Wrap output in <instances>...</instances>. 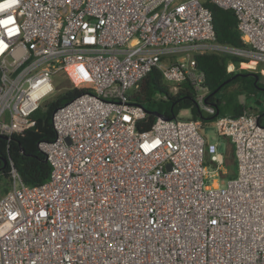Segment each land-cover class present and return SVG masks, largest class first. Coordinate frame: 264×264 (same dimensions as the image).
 <instances>
[{
    "label": "built area",
    "instance_id": "obj_1",
    "mask_svg": "<svg viewBox=\"0 0 264 264\" xmlns=\"http://www.w3.org/2000/svg\"><path fill=\"white\" fill-rule=\"evenodd\" d=\"M206 3L233 12L244 47L216 42ZM201 54L264 78V0H0V136L34 125L53 79L88 90L54 111L55 139L38 144L49 179L26 186L10 171L0 264H264L258 115L212 122L233 146L231 178L189 111L136 130L146 112L131 95L153 71L167 94L189 84L198 110L215 114Z\"/></svg>",
    "mask_w": 264,
    "mask_h": 264
},
{
    "label": "trees",
    "instance_id": "obj_2",
    "mask_svg": "<svg viewBox=\"0 0 264 264\" xmlns=\"http://www.w3.org/2000/svg\"><path fill=\"white\" fill-rule=\"evenodd\" d=\"M212 18L216 42L220 45L244 47L241 37L236 30V19L231 10H223L206 3ZM198 69L204 75V87L207 90L204 101L211 106L215 114L204 117L195 102V91L189 84H183L175 95L167 94L160 84L158 72H151L142 79L137 92L131 95L130 102L140 105L146 112L145 118L136 124V130L146 132L154 123L156 115L165 119L177 118L182 111H189L190 118L199 119L203 125L210 124L219 117L236 118L254 103L258 94L264 97V78L257 72L246 70L227 72V65L232 63L238 68L240 60L235 57L217 54H201L195 56ZM257 77V79H256ZM79 80H76L78 83ZM88 92L86 89H63L54 104L43 111L38 110L32 115L34 125L21 134L12 135L8 140L0 137V178H9L14 169L26 186H39L49 179L50 168L45 161L44 153L39 149L41 142H51L55 139L52 115L60 106L75 97ZM166 96V99L155 100V97ZM244 98L241 103L239 98ZM260 124L264 122V112L258 114ZM224 167L227 172L224 177L235 174V159L233 146L224 141Z\"/></svg>",
    "mask_w": 264,
    "mask_h": 264
},
{
    "label": "rangeland",
    "instance_id": "obj_3",
    "mask_svg": "<svg viewBox=\"0 0 264 264\" xmlns=\"http://www.w3.org/2000/svg\"><path fill=\"white\" fill-rule=\"evenodd\" d=\"M240 70H247V69H235L234 71H240ZM249 71V70H248ZM254 73V72H253ZM53 82H57L56 83V91L55 93L51 96L48 97L46 99H44L42 101V108L40 109L41 111H43L45 109V107H47L50 104H54L58 95H60L63 92V89H69L73 86V83L71 82V80L65 76H59L56 79H53ZM256 101L254 100V103H251L249 105V111L253 112L254 114H259L260 112H264V97L260 94H258V97L255 98ZM241 103H244V98L240 97L239 98ZM183 116L186 115L185 117L188 118V114L183 113ZM264 125V122H262ZM202 137L204 138V140L206 141V143L210 144V143H216L218 145V150L219 152L223 155L224 154V146H225V142L224 141H228L227 139L222 138L219 134H217L214 130V124L210 123V124H206L203 125L201 131H200ZM211 170V168H210ZM226 173L227 170H226ZM223 178V177H222ZM221 177H218V181L219 183L223 182V179ZM227 178V177H224ZM10 188V183H9V178L5 179V178H0V200L1 198H3V196L6 194V192L9 190Z\"/></svg>",
    "mask_w": 264,
    "mask_h": 264
},
{
    "label": "water",
    "instance_id": "obj_4",
    "mask_svg": "<svg viewBox=\"0 0 264 264\" xmlns=\"http://www.w3.org/2000/svg\"><path fill=\"white\" fill-rule=\"evenodd\" d=\"M256 79H257V77H256ZM156 116L158 117V116H160V115L157 114ZM203 116H204V117H207L206 114H204ZM0 137H1L2 139H4V140H8V137H4V136H0ZM45 161H46V159H45Z\"/></svg>",
    "mask_w": 264,
    "mask_h": 264
},
{
    "label": "bare ground",
    "instance_id": "obj_5",
    "mask_svg": "<svg viewBox=\"0 0 264 264\" xmlns=\"http://www.w3.org/2000/svg\"><path fill=\"white\" fill-rule=\"evenodd\" d=\"M213 186H214V187L217 186V181H216V180H214V182H213Z\"/></svg>",
    "mask_w": 264,
    "mask_h": 264
},
{
    "label": "crops",
    "instance_id": "obj_6",
    "mask_svg": "<svg viewBox=\"0 0 264 264\" xmlns=\"http://www.w3.org/2000/svg\"><path fill=\"white\" fill-rule=\"evenodd\" d=\"M235 175H236V171H235V174H234V176H235ZM234 176H233V177H234Z\"/></svg>",
    "mask_w": 264,
    "mask_h": 264
}]
</instances>
